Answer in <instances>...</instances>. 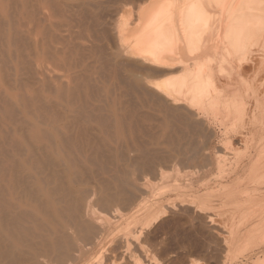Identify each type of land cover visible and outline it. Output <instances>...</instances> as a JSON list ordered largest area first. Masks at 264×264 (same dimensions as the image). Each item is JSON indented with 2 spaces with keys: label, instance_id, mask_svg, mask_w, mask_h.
<instances>
[{
  "label": "bare ground",
  "instance_id": "bare-ground-1",
  "mask_svg": "<svg viewBox=\"0 0 264 264\" xmlns=\"http://www.w3.org/2000/svg\"><path fill=\"white\" fill-rule=\"evenodd\" d=\"M219 207L264 228V0H0V264H158Z\"/></svg>",
  "mask_w": 264,
  "mask_h": 264
},
{
  "label": "rangeland",
  "instance_id": "rangeland-1",
  "mask_svg": "<svg viewBox=\"0 0 264 264\" xmlns=\"http://www.w3.org/2000/svg\"><path fill=\"white\" fill-rule=\"evenodd\" d=\"M109 29H111L110 31L111 32H108L109 31ZM108 29V33L107 34H109V33H116V28H114V25H111L110 26V28ZM114 31V32H113ZM110 40H111V38H110ZM109 41V40H108ZM109 42H111V43H109L110 45L111 44H113L112 43V41H109ZM114 46V45H113ZM112 46V47H113ZM173 61H175V60H173ZM173 61H170L169 63H170V65H173V64H175L174 66H172V68L173 69H171V67H170V69L168 68V70H166L165 71V73L164 72H162V73H156V74H149L148 72H143L142 73V71H140V73H139V76H140V83L141 84H143V83H147V84H145L146 86L148 85L149 86V88H150V85H149V83L151 84V83H153V82H162V81H164V80H166V79H170V78H174V77H177V76H179V75H181L182 73V68H181V66L180 65H178V64H180V63H178L177 61H175V62H177V63H173ZM179 68H181V69H179ZM172 70H174V71H172ZM167 71H169V72H167ZM184 72V71H183ZM148 73V74H147ZM169 73V74H168ZM147 74V75H146ZM142 75V76H141ZM151 75V76H150ZM159 75V76H158ZM166 75H168V76H166ZM153 76V77H152ZM142 77V78H141ZM144 77V78H143ZM142 80V81H141ZM144 85V87H146ZM147 86V87H148ZM144 87H142V89L144 88ZM167 169V170H166ZM165 170H166V172H165V177H167V180H171V178H173V176L175 175V171H173L172 172V169L171 168H169V167H167ZM170 169V170H169ZM183 169V170H182ZM181 169V171L179 170V173H181L182 174V172H184V169L185 168H182ZM187 169V168H186ZM185 169V170H186ZM191 169H189L188 168V172L190 171ZM170 171V172H169ZM186 171V172H187ZM192 171V170H191ZM169 173V175H171V176H169V175H167L168 173ZM167 173V174H166ZM185 173V172H184ZM180 174V175H181ZM215 175H216V173H214ZM214 174L211 176V178L214 176ZM183 175V174H182ZM219 175H221V173L219 174ZM219 177V176H218ZM214 180H217V179H219V178H217V176H215V178H213ZM219 208H221L219 211H221V210H224V212H220V214H217L216 215V212L215 211H217V213L219 212L217 209L216 210H214V212H212L213 214H214V216L216 217L215 219H213L214 220V222H217V220H218V222H217V224L216 225H218L219 226V228L217 229V228H215V231H217L218 233L219 232H222V233H217V232H210L208 229H206V233H204L205 231V228L203 227V226H201V225H203V223L202 224H200V226H199V223H196L197 225H198V227L200 228V230L198 229V231H197V229H196V232H197V235H198V233L200 234L199 236H197L196 235V232L195 231H193V230H191V228H189V224L188 223H186V222H183V225L182 226H184L183 228H182V226L180 227V226H178V229H177V227H172L171 225H173V224H171L170 226L171 227H169L170 228V230L172 231V228H173V231H174V229L175 230H177V231H175L176 233L178 232V234L177 235H175L176 233L175 232H172L171 234H169L171 231H169L168 232V230H166L167 232H168V234H167V232L164 234V235H162V234H160L159 233V235L157 234V236H156V241H158V239H157V237L159 238L160 237V235H161V237L162 236H164V238L167 236V235H169L168 236V239H167V237H166V239L164 240L163 239V237L162 238H160L161 239V242H160V239H159V246H169L168 247V249H166V254H168L167 255V258L165 257L166 256V254H164L163 252L162 253H160L162 250H161V247H159V251L160 252H158L157 250V248H156V246L158 247V244H156V242H155V244H154V242H153V244H152V242H148V244H146L147 245V247H150V248H147L148 250L149 249H152L151 248V246L152 247H154L153 249H155V251H154V253H152L151 255L154 257V255H155V259H156V263H158V264H166V262L168 263L169 261H168V259H170V261L172 260V257H173V261H176V262H173V264L175 263V264H264V236H262L263 235V233H264V231H263V233L262 232H258L259 230H260V228L257 226V229L258 230H251L252 231V233H255V231H257L254 235L255 236H253L252 234H250L251 236H253L252 238H251V236H250V241L252 242V243H250V241H249V239L247 240V244L248 245H246V242H245V236L247 237V238H249L247 235L249 234V233H251L250 232V229H247V231L249 232H247L246 230H245V233L246 234H244V236H240L241 235V233L243 234L244 233V231H242L241 233L239 232L238 233V235H233V234H231V236L230 235H228L222 228L226 225L227 226V223L228 222H226V221H229V223H228V226L227 227H225V228H229V227H231V225L234 227L235 225H234V223L235 224H237L238 222H235V220H237V218H238V216H240L239 218H238V220H240V218L242 217V214H240L239 212L240 211H238V210H235V212L232 214V212L233 211H229L227 208H223V207H219ZM225 209L228 211V214H225V213H227V211H225ZM236 211L238 212L237 214H235L236 213ZM225 214V217H224V214ZM232 214V215H231ZM238 214H240V215H238ZM231 215V216H230ZM238 215V216H237ZM219 216V217H218ZM221 216V217H220ZM227 216V217H226ZM231 218H230V217ZM235 216H237V218L235 217ZM224 217V218H223ZM228 217H229V219H228ZM226 218V219H225ZM228 219V220H227ZM234 219V220H233ZM226 220V221H225ZM224 221V222H223ZM226 222V223H225ZM184 223H186V224H188V226L186 225V224H184ZM221 223V224H220ZM224 224V225H223ZM220 225H222V227L220 226ZM175 226V225H174ZM191 230V232L190 231H187V227ZM237 226V225H236ZM235 226V227H236ZM180 227V228H179ZM185 227H186V229H185ZM204 228V230H203V228ZM223 230V231H221V229ZM263 228V227H262ZM181 230V232L180 231H178V230ZM188 229V230H189ZM254 229H256V227L254 228ZM186 233H184L183 231ZM201 230H203L202 232L204 233V235L202 234V233H200L201 232ZM220 230V231H219ZM262 230H264V228L262 229ZM262 230H260V231H262ZM192 231H193V233L195 234H191L192 233ZM200 231V232H199ZM189 234H188V233ZM208 232L211 234V236H210V234H209V237L211 238V237H213L211 240H212V244L210 245V242L209 241H211V240H209V238H208ZM224 232H225V235H224ZM180 233H182V234H180ZM215 233V234H214ZM218 235H217V234ZM258 233H260V234H258ZM261 233H262V235H261ZM183 234H184V236H183ZM227 234V235H226ZM179 235H181V237L183 236L184 238L186 237V236H190V235H194V237L195 236H197V238L199 237V241H198V239H195L194 237H192V236H190L189 238H190V240H189V238H181ZM223 235V237H222V239H225L224 237H226V239H228L229 241H227L226 239V244H222V242H218V241H220L219 239H217V238H221L220 236H222ZM201 236H204V237H206V239H208V240H206V239H204V237H201ZM214 236L215 237H217V238H214ZM229 236V237H228ZM179 237V238H178ZM195 239V240H197V241H193V239ZM201 237V238H200ZM263 237V238H262ZM175 238V239H174ZM178 238V239H177ZM241 238V239H240ZM246 238V239H247ZM258 238V239H257ZM261 238V239H260ZM154 239V240H155ZM163 239V240H162ZM182 239H183V242H182ZM192 239V240H191ZM242 239H243V241H242ZM257 239V240H256ZM260 239V240H259ZM167 240V241H166ZM188 240V241H187ZM206 240V241H205ZM225 240H222V241H225ZM256 242H255V241ZM166 242V244H162L163 242ZM189 241H191V243H189ZM193 241V242H192ZM201 241V243H199ZM203 241V242H202ZM204 241H205V244L207 243V246L206 245H203L202 243H204ZM209 242V244H208V242ZM216 241V242H215ZM173 242V243H172ZM197 243V245H196V243ZM213 242H214V244H213ZM227 242H229V245H228V247H227ZM251 244H249V243ZM184 243V244H183ZM215 243H217L216 245L218 246V248H222L224 245H226V246H224L222 249L220 248V249H218L219 251L220 250H222V253L221 252H219L218 250L216 251L215 249L216 248H214L216 245H215ZM245 243V244H244ZM259 245H258V244ZM199 244H202L203 246H206L207 248L209 247V249H205V247H202L203 249H205V250H202V248H201V250H200V247H199ZM219 244H221V245H219ZM240 244H241V246L242 247H239L240 246ZM150 245V246H149ZM175 245H176V247H175ZM186 245H188L189 247H187ZM194 247H193V246ZM201 245V246H202ZM215 245V246H214ZM255 245H256V247H255ZM172 246V247H171ZM183 246H185V248H183ZM191 246V247H190ZM213 246V247H212ZM216 246V247H217ZM220 246V247H219ZM244 246H247L246 248H245V250L243 251V247ZM249 246V247H248ZM252 246V247H251ZM175 247V248H174ZM197 249H196V248ZM210 247L211 248H213V250L212 249H210ZM225 247H227V249H224ZM243 248L242 249V251H243V253L239 250V248ZM254 247V248H253ZM164 249H163V251L165 252V247H163ZM167 248V247H166ZM178 248V249H177ZM187 248V249H186ZM192 249V250H189V249ZM152 249V250H153ZM157 249V250H156ZM224 249V250H223ZM236 249H238V250H236ZM152 250H149L150 251V253H151V251ZM171 252H170V251ZM176 250V251H175ZM182 250V251H181ZM194 250V251H193ZM212 250V251H211ZM225 250H226V252H225ZM173 251V252H172ZM186 251V252H185ZM204 251V252H203ZM205 251L207 252V253H205ZM209 251H211L210 253H209ZM214 251H216V252H214ZM153 252V251H152ZM155 252H158V253H155ZM177 254V256L176 257H179V258H174V256L176 255L175 253ZM190 252V253H189ZM219 252V253H218ZM236 252V253H235ZM180 253V255H178ZM185 255H184V254ZM188 253V254H187ZM193 253V254H192ZM221 253V254H220ZM241 253V254H240ZM159 254H161V255H159ZM164 254V255H163ZM169 254H171V255H169ZM187 254V255H186ZM203 254V255H202ZM207 254V255H206ZM216 254V255H215ZM238 254V255H237ZM158 255V256H157ZM184 255V256H183ZM192 255V256H191ZM196 255V256H195ZM201 255V256H200ZM219 255V256H218ZM225 255V256H224ZM237 255V256H236ZM184 258H183V257ZM209 258H208V257ZM213 256V257H212ZM216 256V257H215ZM222 258H221V257ZM224 256V257H223ZM171 257V258H170ZM220 257V258H219ZM167 260H166V259ZM183 258V259H182ZM206 258H208V259H206ZM217 258V259H216ZM212 259V260H211ZM220 259V260H219ZM260 259V260H259ZM178 260H180V261H178ZM184 260V261H183ZM199 260V261H198ZM217 260H218V262H217ZM222 260V261H221ZM258 260H259V262H258ZM160 261V262H159ZM178 261V262H177ZM194 261V262H193ZM196 261V262H195ZM198 261V262H197ZM257 261V262H256ZM262 261V262H261ZM172 262V261H171ZM183 262V263H182ZM193 262V263H192ZM207 262V263H206ZM211 262V263H210ZM251 262V263H250ZM261 262V263H260ZM169 264V263H168ZM171 264V263H170Z\"/></svg>",
  "mask_w": 264,
  "mask_h": 264
}]
</instances>
